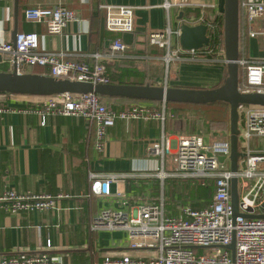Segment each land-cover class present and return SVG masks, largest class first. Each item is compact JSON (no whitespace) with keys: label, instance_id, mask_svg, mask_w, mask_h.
I'll use <instances>...</instances> for the list:
<instances>
[{"label":"crops","instance_id":"obj_1","mask_svg":"<svg viewBox=\"0 0 264 264\" xmlns=\"http://www.w3.org/2000/svg\"><path fill=\"white\" fill-rule=\"evenodd\" d=\"M199 13L220 16L224 12V0H191ZM163 0H0V41H12L14 33L35 32L40 46L47 51L61 53L68 61L93 64L95 53L104 54L107 45L120 39L128 48L111 59L103 60L114 84H150L181 88H214L224 79L226 63L224 50L215 54L201 50L196 57L182 56L166 66L165 49L148 47L149 31L163 29L167 13L161 7ZM101 4L130 5L134 9L132 32H112L105 28V11ZM59 5L76 13L61 34H48L43 22L24 19L26 7ZM181 10L169 11L171 24H179ZM253 29H264V17L256 19ZM240 58L257 60L264 58V35L249 37L243 31L239 36ZM0 53V71L9 67ZM168 67L167 79L163 78ZM47 66L35 65L26 73L45 74ZM37 95L4 97L0 94V108L17 109L0 111V193L11 188L17 192L33 191L50 194L64 193L68 198L58 201L55 210L9 213L0 209V257L47 252L61 255L63 264H104L105 257L121 259L127 254H140L130 249L128 234L122 230H91L90 221L102 209L127 210L146 201L176 200L178 207L190 204L187 198V179L168 175L161 180L157 173L174 172L172 155L166 154L161 163L158 156L147 152L150 143L159 138L160 123L154 120H116L107 130V142L103 153L94 149L93 126L82 118L50 115L44 125L33 112L18 109L35 107ZM112 108L120 109L132 103L159 102L125 100L120 97H103ZM183 104V103H182ZM179 109L186 105L176 106ZM167 111L172 112L170 107ZM182 116L167 118L164 131L170 137L184 132H199L204 139L216 130H191ZM228 130L229 129H218ZM258 140L252 138L251 145ZM264 148V138L260 139ZM89 173L123 174L111 183L110 196H97L89 192ZM172 182L173 184H170ZM206 203L197 204L204 206ZM169 205V204H168ZM170 213L176 214L169 210Z\"/></svg>","mask_w":264,"mask_h":264},{"label":"built area","instance_id":"obj_2","mask_svg":"<svg viewBox=\"0 0 264 264\" xmlns=\"http://www.w3.org/2000/svg\"><path fill=\"white\" fill-rule=\"evenodd\" d=\"M243 17L240 33L247 32L249 37L264 35V29H253L256 19L264 17V0H238ZM105 11V27L112 32H132L134 29V9L130 5L101 4ZM161 7L167 13L163 29L147 33L148 47L165 49L163 60L166 66L172 60L182 56L196 57L201 51L183 49L178 42L180 28L184 22L190 25L206 24L209 37L215 31L214 16L203 10L196 17L179 18V24L173 26L169 18L172 8H195L191 0H163ZM23 16L29 22H43L48 34H61L68 25L77 19L74 11L54 5L28 6ZM128 48L120 39L111 41L102 55L95 53V62L68 61L61 53L47 51L40 46L39 35L35 32H17L13 41H0V53L3 63L9 70L18 74L26 73L31 67L47 66L45 75L59 79L83 81L95 84H109L110 76L103 60H108ZM225 61V59H224ZM226 63V61H225ZM244 71L245 87L241 92L264 93V58L247 60L238 58V66ZM4 97L15 96L0 93ZM35 107L18 109L23 113L33 112L45 124L50 115L74 116L82 118L88 126H93L94 149L103 153L107 142V130L116 120H154L160 123L157 141L147 147V152L160 157L163 163L166 154L172 155L175 170L157 176L163 180L168 175L183 179H194L205 186L213 183L211 196L204 206L183 204L178 212L166 213L163 200L146 201L127 210L102 209L90 221L91 230H122L128 234L129 247L140 254H127L121 259L105 257L104 264H264V148L260 139L264 138V106L256 104H238V149L245 153L237 160L236 171L230 168V142L228 130H216V138L206 142L198 132H184L170 137L164 131L167 118L173 119L167 111L165 102L156 107L146 103H132L120 109H114L103 97L93 91L64 92L60 94L33 96ZM16 111L2 109L0 111ZM256 138V145H251ZM223 156V160L219 158ZM123 174L89 173V192L97 196H110L111 183ZM237 178L238 211L234 216L231 205V179ZM246 179H253L250 185ZM240 189V192H239ZM69 196L64 193H37L33 191L17 192L7 188L0 193V209L12 214L42 210H55L58 201ZM262 215V216H258ZM234 241V255L226 248ZM195 249H202L196 254ZM0 264H63L61 255L47 252L11 255L0 257Z\"/></svg>","mask_w":264,"mask_h":264},{"label":"water","instance_id":"obj_3","mask_svg":"<svg viewBox=\"0 0 264 264\" xmlns=\"http://www.w3.org/2000/svg\"><path fill=\"white\" fill-rule=\"evenodd\" d=\"M181 16H179L180 18ZM224 57L226 61L227 76L224 81L214 88H181L154 86L150 84H95L69 79H59L39 73L18 74L15 70L0 71V93L6 92L20 95H53L64 92L93 91L107 97H127L144 100H157L162 102H181L205 104L223 101L229 105V142H230V168L237 169V160L245 153L238 149V104H256L264 106V93L240 92L238 89V0H224ZM179 45L183 49H203L209 46L210 37L206 24L190 25L182 22L179 25ZM14 33V37H15ZM13 37V40H14ZM12 40V41H13ZM223 160V156L219 158ZM231 205L234 216L238 211L237 178L231 179ZM262 216V215H258ZM234 255V241L226 246Z\"/></svg>","mask_w":264,"mask_h":264},{"label":"trees","instance_id":"obj_4","mask_svg":"<svg viewBox=\"0 0 264 264\" xmlns=\"http://www.w3.org/2000/svg\"><path fill=\"white\" fill-rule=\"evenodd\" d=\"M181 14H182L181 18L186 20V19H189L191 17H196L197 15H199V10L195 9V8H183L181 10ZM213 23L215 24V31L210 36L209 46L207 48L201 49V50L210 51V54H215L220 49L224 50V17H223V14L220 16H215ZM242 27H243V17H242L241 10H240L239 4H238L239 36H240V32H241ZM240 56L241 55L238 51V58H240ZM4 70H5L4 72L10 71L8 68H7V70H6V68ZM110 81H112L111 78H110ZM222 82L223 81H221V83ZM238 85L241 88L245 87L244 71L240 65L238 66ZM102 97H105V96H102ZM120 98H123L125 100H135V101L161 102V101H157V100H144V99H134V98H127V97H120ZM175 103H181V102L167 101V102H165V105H166V109H167V107H170V109H172L173 113L176 116H178L177 110L179 111L181 109L177 108L176 106H178V105ZM213 103L220 106V110L223 112L224 116L222 118L210 119L206 123V129H228L229 128V105L223 101H216V102H212L211 104H213ZM187 104H196V103H187ZM187 107L189 108L190 106H187ZM185 109H187V108H185ZM190 126H191L190 129L192 131L195 130L194 129L195 126H193V125H190ZM212 188H213V183L211 181H207V184L205 186H203L200 184V181L197 180L196 183L191 187V189L187 188L186 200L189 201V203L192 206H196L197 204L201 205L203 203H206L210 199Z\"/></svg>","mask_w":264,"mask_h":264},{"label":"rangeland","instance_id":"obj_5","mask_svg":"<svg viewBox=\"0 0 264 264\" xmlns=\"http://www.w3.org/2000/svg\"><path fill=\"white\" fill-rule=\"evenodd\" d=\"M167 75H168V67L166 68V66H165V69L163 72V78L167 79ZM226 76H227V68L225 71L224 79ZM224 79H223V81H224ZM175 104H177L178 106H180V105L181 106L182 105L190 106L187 109L184 108V109H181L179 111L177 110V113H178L177 115H178V117L182 116L185 119V121L189 124V127L187 126L188 129L191 128L190 125L195 126L194 127L195 131L199 130V129H202V131L203 130H209V129H206V123L210 119L222 118L224 116L223 112L220 110V106L217 104H214V103L213 104H211V103H205V104L175 103ZM172 114L175 117V114L174 113H172ZM176 118H177V116H176ZM213 130H218V129H213ZM209 138L215 139L216 135L213 134ZM205 141L209 142V140H206V138H205ZM261 147H263V145H261ZM246 180L248 181V183L250 185L253 183V179H246ZM190 181H191L190 179H187L186 183L188 184ZM194 181H197V179H194ZM170 184H173V183L170 182ZM239 192H240V189H239ZM175 204H176V200H169L167 205H165V212L168 213L170 210V211L176 213V207H174ZM194 252L196 254H199L202 252V249H195Z\"/></svg>","mask_w":264,"mask_h":264}]
</instances>
